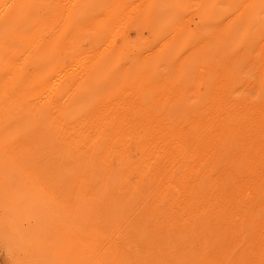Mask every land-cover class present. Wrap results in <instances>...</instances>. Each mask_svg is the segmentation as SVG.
Returning a JSON list of instances; mask_svg holds the SVG:
<instances>
[{
    "label": "rangeland",
    "instance_id": "obj_1",
    "mask_svg": "<svg viewBox=\"0 0 264 264\" xmlns=\"http://www.w3.org/2000/svg\"><path fill=\"white\" fill-rule=\"evenodd\" d=\"M0 264H264V0H0Z\"/></svg>",
    "mask_w": 264,
    "mask_h": 264
},
{
    "label": "bare ground",
    "instance_id": "obj_2",
    "mask_svg": "<svg viewBox=\"0 0 264 264\" xmlns=\"http://www.w3.org/2000/svg\"><path fill=\"white\" fill-rule=\"evenodd\" d=\"M113 1V0H112ZM88 3H89V1H85L83 4H81V6H80V8L79 9H82V8H85L87 5H88ZM166 3V2H165ZM152 5V4H151ZM161 5H162V3H161ZM153 6V5H152ZM175 6V5H174ZM157 8V7H156ZM176 8V7H175ZM158 9V8H157ZM177 9H178V6H177ZM176 9V10H177ZM184 9V8H183ZM172 10V9H171ZM171 10H169V11H171ZM174 10V9H173ZM134 11V10H133ZM187 11V10H186ZM131 13V12H130ZM172 13V12H171ZM82 14H85L84 16H86L87 14H88V12H82ZM154 14V13H153ZM158 14V13H157ZM162 14V13H161ZM150 15V14H149ZM159 15V14H158ZM144 16L145 15H140L139 17H137L136 18V20H138V21H142V22H145L146 20H145V18H144ZM163 16V15H162ZM166 16V15H165ZM174 16V15H173ZM149 17V16H148ZM168 17V16H167ZM172 17V16H171ZM76 19V18H75ZM151 19V18H150ZM158 17L157 16H155V19L153 20V21H158ZM161 19V18H160ZM163 19H164V17H163ZM165 19H166V17H165ZM168 19V18H167ZM152 20V19H151ZM174 21V20H173ZM210 21V20H209ZM229 22V21H228ZM227 22V23H228ZM154 23V22H153ZM221 23V22H220ZM233 23V22H232ZM232 23H230V25L232 24ZM114 24V22L113 21H105L104 20V22L103 23H101L100 25H98V27H97V29H96V32H98V33H100L101 32V30H102V28H107L108 26L110 27V26H112ZM152 24V23H151ZM203 24V23H202ZM218 24V23H217ZM136 25H138L139 26V24H136ZM177 25V24H176ZM229 24L227 25V26H230ZM150 26V25H149ZM148 26V27H149ZM168 26V25H167ZM226 26V27H227ZM163 27V26H162ZM169 27V26H168ZM165 28V27H164ZM211 28V27H210ZM203 29V28H202ZM205 29H206V27H205ZM205 29H203V30H205ZM170 30V29H169ZM176 30V29H175ZM202 30V31H203ZM217 30V29H216ZM149 31H150V29H149ZM163 31V30H162ZM161 31V32H162ZM218 31H220V29H218ZM217 31V32H218ZM160 32V33H161ZM164 32V31H163ZM153 33V32H152ZM151 33V34H152ZM162 34V33H161ZM161 34H160V36H161ZM155 35V33L153 34V35H151V36H154ZM157 35V34H156ZM157 37V36H156ZM158 37H159V35H158ZM158 37H157V39H158ZM165 37V36H164ZM199 37V36H198ZM207 37V36H206ZM165 38H167V37H165ZM170 38V37H169ZM219 39V38H218ZM122 40V39H121ZM157 41V40H156ZM213 42V41H212ZM201 44V43H200ZM157 45V44H156ZM161 45V44H160ZM115 46V44H114V42H111L108 46H106V48H105V51L106 50H109V49H112L113 47ZM201 46V45H200ZM214 46V45H213ZM155 47V46H154ZM159 47V46H158ZM148 48H149V46H148ZM185 48V47H184ZM214 48V47H213ZM158 49V48H157ZM181 49V48H180ZM102 50V49H101ZM138 50V49H137ZM219 50H221V49H219ZM104 51V52H105ZM181 51V50H180ZM94 52V51H93ZM135 52H137V51H135ZM221 52V51H220ZM92 53V52H91ZM154 53V52H153ZM152 53V54H153ZM170 53V52H169ZM199 53V52H198ZM206 53V52H205ZM134 54H136V53H134ZM140 54V52H138V54L137 55H139ZM150 54V53H149ZM172 54V53H171ZM93 55H95V54H93ZM170 55V54H169ZM218 56V55H217ZM130 57V56H129ZM176 57V56H175ZM130 58H132V57H130ZM130 58H128V59H130ZM148 58V57H147ZM141 59V58H140ZM157 59V58H156ZM55 60V59H54ZM53 60V61H54ZM145 60H146V58H145ZM189 60V59H188ZM129 61V60H128ZM148 61V60H147ZM146 62V61H145ZM144 62V63H145ZM123 63V62H122ZM194 63V62H193ZM162 64V63H161ZM131 66H134V65H132V64H130ZM77 66V65H76ZM80 66V65H79ZM184 66V65H183ZM135 67H136V65H135ZM149 67V66H148ZM64 68V67H63ZM134 68V67H133ZM138 68V67H137ZM144 68H145V66H144ZM75 69V68H74ZM80 69V68H79ZM108 69V68H107ZM76 70H78V69H76ZM132 70V69H131ZM134 70V69H133ZM145 70H146V68H145ZM61 71H62V69H61ZM60 71V72H61ZM69 71V70H68ZM81 71L82 70H80V73H81ZM76 72V71H75ZM79 72V71H78ZM85 72V71H84ZM55 73H58V72H55ZM54 73V74H55ZM79 74V73H78ZM148 74V73H147ZM55 75H57V74H55ZM65 75V74H64ZM58 76V75H57ZM63 76V75H62ZM79 76V75H78ZM61 77V76H60ZM60 77H58L59 79H60ZM58 78H57V80H58ZM81 78V77H80ZM109 78V77H108ZM56 80V79H55ZM49 83V82H48ZM56 84V83H55ZM101 84V83H100ZM57 85V84H56ZM115 85V84H114ZM95 86V85H94ZM53 87V86H52ZM99 87V86H98ZM82 89V88H81ZM88 89H86L85 91H87ZM54 91V90H53ZM85 95V94H84ZM55 98V97H54ZM209 124V123H208ZM192 163V162H191Z\"/></svg>",
    "mask_w": 264,
    "mask_h": 264
}]
</instances>
